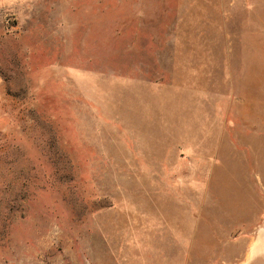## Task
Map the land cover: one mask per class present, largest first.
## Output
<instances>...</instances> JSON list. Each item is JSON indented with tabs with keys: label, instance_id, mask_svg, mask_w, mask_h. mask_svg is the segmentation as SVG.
<instances>
[{
	"label": "rangeland",
	"instance_id": "374dc122",
	"mask_svg": "<svg viewBox=\"0 0 264 264\" xmlns=\"http://www.w3.org/2000/svg\"><path fill=\"white\" fill-rule=\"evenodd\" d=\"M263 243L264 0H0V264Z\"/></svg>",
	"mask_w": 264,
	"mask_h": 264
},
{
	"label": "bare ground",
	"instance_id": "6f19581e",
	"mask_svg": "<svg viewBox=\"0 0 264 264\" xmlns=\"http://www.w3.org/2000/svg\"><path fill=\"white\" fill-rule=\"evenodd\" d=\"M262 245H264V243H263ZM258 247H259V246H258ZM262 247H263V246H262ZM262 247H261V248H262ZM255 250H256V251H258V248H257V249H255ZM262 263L264 264V262H262Z\"/></svg>",
	"mask_w": 264,
	"mask_h": 264
}]
</instances>
